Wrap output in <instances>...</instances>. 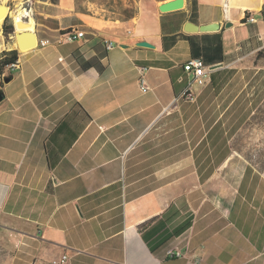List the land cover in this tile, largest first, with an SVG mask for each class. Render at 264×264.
<instances>
[{
  "label": "crops",
  "instance_id": "1",
  "mask_svg": "<svg viewBox=\"0 0 264 264\" xmlns=\"http://www.w3.org/2000/svg\"><path fill=\"white\" fill-rule=\"evenodd\" d=\"M168 1L103 23L44 2L34 32L50 45H0V60L20 61L0 73V264H264V222L245 214L258 212L262 174L213 142L207 105L239 52L264 42V0L162 12ZM71 27L85 37L58 44ZM192 58L213 69L203 85L183 69ZM187 86L196 102L174 103Z\"/></svg>",
  "mask_w": 264,
  "mask_h": 264
},
{
  "label": "rangeland",
  "instance_id": "2",
  "mask_svg": "<svg viewBox=\"0 0 264 264\" xmlns=\"http://www.w3.org/2000/svg\"><path fill=\"white\" fill-rule=\"evenodd\" d=\"M140 0H0L5 4L10 15L5 18L0 27V45L14 44L17 32L27 31L33 25L35 28V6L44 2L62 7L64 11L76 18L94 17L103 21L126 22L129 16L137 13ZM28 13L19 22L18 13ZM31 18L33 22H31ZM14 25L15 32L6 37L4 24ZM18 24V25H17ZM264 42L248 47L239 52L237 66L228 67L220 74V80L210 87L211 97L207 105L211 108L214 122L212 139L228 141L227 149L223 153L232 154L242 158L248 171L259 172L262 175L256 203L258 212L246 209L249 221L261 220L264 217V54L259 52L264 48ZM264 53V52H263ZM195 87L198 84L195 83ZM218 114V115H217ZM216 124V123H215ZM200 133H198V136ZM215 154V153H214Z\"/></svg>",
  "mask_w": 264,
  "mask_h": 264
},
{
  "label": "built area",
  "instance_id": "3",
  "mask_svg": "<svg viewBox=\"0 0 264 264\" xmlns=\"http://www.w3.org/2000/svg\"><path fill=\"white\" fill-rule=\"evenodd\" d=\"M249 22L255 23L256 20L253 16L249 17ZM85 32L83 30H80L78 27H71L67 29L66 31L62 32L60 34V37L58 39V44H67V43H74L77 42L80 39H83L85 37ZM51 44V41L46 40H40L38 41V46L46 47ZM108 44V49H112V44L109 42H106ZM20 68V61L17 60L15 64H13L10 69H17ZM183 69L185 72L193 73L196 80L200 82L201 85H203L205 82L210 80L211 72L213 69H210L205 65V61L202 58H192L189 61H187ZM140 89L143 93H147L150 90V87L148 85V81L146 79L145 72H141L140 77ZM197 97L195 93L192 91L191 86H187L180 97L176 98L174 100V103H179L180 101H184L187 103H194L196 102ZM185 255L182 251H180L178 248H171L167 251V257L174 259V258H183ZM53 264H68L69 258L68 256L64 255L60 259L54 260L52 262ZM186 264H201L200 261H187Z\"/></svg>",
  "mask_w": 264,
  "mask_h": 264
},
{
  "label": "water",
  "instance_id": "4",
  "mask_svg": "<svg viewBox=\"0 0 264 264\" xmlns=\"http://www.w3.org/2000/svg\"><path fill=\"white\" fill-rule=\"evenodd\" d=\"M183 4H185V0H170L166 3H163L160 6V10L162 12H169V11H174V10H179L182 9L183 7H181ZM181 7V8H180ZM3 7H0V16L3 13ZM228 27H231L232 25L229 24L227 25ZM217 29V26L214 25H207V26H195L192 23H188L186 25L185 30L188 32H194V31H200V32H209V31H214ZM17 42H18V49H20L21 51H26V50H30L33 49L35 47L38 46V39H37V35L35 32H22L20 34H16L15 35ZM29 38L28 40H25ZM36 44V45H35ZM141 46L143 47H150L151 45H149L147 42H141L139 43ZM9 79H6V81L8 82ZM4 98L2 91H0V101Z\"/></svg>",
  "mask_w": 264,
  "mask_h": 264
},
{
  "label": "trees",
  "instance_id": "5",
  "mask_svg": "<svg viewBox=\"0 0 264 264\" xmlns=\"http://www.w3.org/2000/svg\"><path fill=\"white\" fill-rule=\"evenodd\" d=\"M134 15L129 16V19L133 18ZM15 32L14 25H7L5 22L4 24V34L6 37H9ZM264 48L262 51L259 52V56H263ZM18 60V51L13 50L11 52H3V58L0 60V73L2 75H6V71L10 69V67L15 64Z\"/></svg>",
  "mask_w": 264,
  "mask_h": 264
},
{
  "label": "bare ground",
  "instance_id": "6",
  "mask_svg": "<svg viewBox=\"0 0 264 264\" xmlns=\"http://www.w3.org/2000/svg\"><path fill=\"white\" fill-rule=\"evenodd\" d=\"M5 1V0H4ZM184 6V4L181 6V7H183ZM0 7H3L2 9V11H3V13H2V15L0 16V27H1V25H2V23H3V21L5 20V18L6 17H8L11 13H10V10H9V8L5 5V4H2V5H0ZM180 7V8H181ZM24 16H30L28 13H23V12H21V13H18L17 15H16V20H17V22H19ZM31 22H33V19L31 18ZM18 25V24H17ZM33 25H31L28 29H27V32H34L33 30ZM22 32H26V31H22ZM22 32H17L16 34H20V33H22ZM17 47H18V42H17V39H15V43H14ZM36 45V44H35Z\"/></svg>",
  "mask_w": 264,
  "mask_h": 264
}]
</instances>
